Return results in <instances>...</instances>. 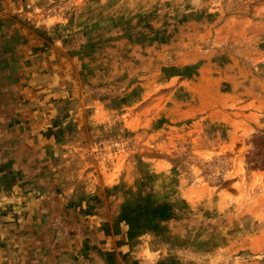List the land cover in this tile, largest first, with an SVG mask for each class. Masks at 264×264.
Masks as SVG:
<instances>
[{"label":"rangeland","instance_id":"obj_1","mask_svg":"<svg viewBox=\"0 0 264 264\" xmlns=\"http://www.w3.org/2000/svg\"><path fill=\"white\" fill-rule=\"evenodd\" d=\"M12 2L67 259L264 264V0Z\"/></svg>","mask_w":264,"mask_h":264},{"label":"crops","instance_id":"obj_2","mask_svg":"<svg viewBox=\"0 0 264 264\" xmlns=\"http://www.w3.org/2000/svg\"><path fill=\"white\" fill-rule=\"evenodd\" d=\"M17 9L12 0H0V230L3 233L2 220L13 219L16 229L21 227L32 235L24 240L36 244L26 251L27 264H82L67 259H73L76 250L72 243H65L66 239L74 242L69 235L73 233L67 229L77 220V214L51 185L45 173L49 168L45 169L38 159L44 149L37 145L38 134L27 125L29 118L24 114L27 110L32 114L22 98L23 93L32 90L27 86L30 76L22 67L23 31L20 27L17 30L16 20L11 21ZM7 24L15 28L9 31ZM7 244L0 239V264H13L14 254L19 251L7 248Z\"/></svg>","mask_w":264,"mask_h":264}]
</instances>
